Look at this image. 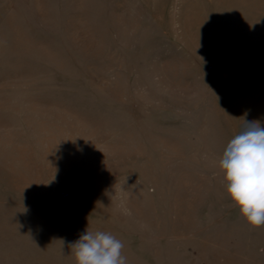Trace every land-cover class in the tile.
<instances>
[{
  "label": "rangeland",
  "instance_id": "374dc122",
  "mask_svg": "<svg viewBox=\"0 0 264 264\" xmlns=\"http://www.w3.org/2000/svg\"><path fill=\"white\" fill-rule=\"evenodd\" d=\"M245 113H247L245 117ZM264 126V0H0V264H264L218 160Z\"/></svg>",
  "mask_w": 264,
  "mask_h": 264
},
{
  "label": "clouds",
  "instance_id": "9594fccd",
  "mask_svg": "<svg viewBox=\"0 0 264 264\" xmlns=\"http://www.w3.org/2000/svg\"><path fill=\"white\" fill-rule=\"evenodd\" d=\"M247 113H245L246 117ZM242 118L218 160L226 191L239 213L253 227L264 225V126ZM123 242L111 233L85 232L72 242L75 264H127Z\"/></svg>",
  "mask_w": 264,
  "mask_h": 264
}]
</instances>
